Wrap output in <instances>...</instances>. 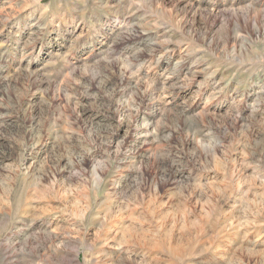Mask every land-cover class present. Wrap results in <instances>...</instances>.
Returning <instances> with one entry per match:
<instances>
[{"label":"rangeland","instance_id":"obj_1","mask_svg":"<svg viewBox=\"0 0 264 264\" xmlns=\"http://www.w3.org/2000/svg\"><path fill=\"white\" fill-rule=\"evenodd\" d=\"M0 264H264V0H0Z\"/></svg>","mask_w":264,"mask_h":264}]
</instances>
